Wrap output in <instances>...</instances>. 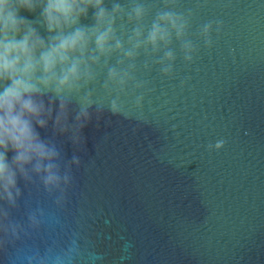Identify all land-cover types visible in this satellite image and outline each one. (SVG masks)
Instances as JSON below:
<instances>
[{"label": "water", "instance_id": "95a60500", "mask_svg": "<svg viewBox=\"0 0 264 264\" xmlns=\"http://www.w3.org/2000/svg\"><path fill=\"white\" fill-rule=\"evenodd\" d=\"M178 6L194 14L193 62L178 54L164 77L141 58L144 88L94 106L82 143H63L81 161L63 199L25 189L48 218L28 227L22 201L0 264H264V0ZM208 21L212 47L196 32Z\"/></svg>", "mask_w": 264, "mask_h": 264}, {"label": "clouds", "instance_id": "9594fccd", "mask_svg": "<svg viewBox=\"0 0 264 264\" xmlns=\"http://www.w3.org/2000/svg\"><path fill=\"white\" fill-rule=\"evenodd\" d=\"M180 3L0 0V231L14 236L25 226L11 216L22 201L28 227L46 221L25 189L38 185L61 202L81 163L75 154L66 158L63 143H82L102 99L144 88L137 79L141 58L145 72L155 67L164 77L174 73L178 54L193 62L194 14ZM214 23L219 31V22L197 27L206 47Z\"/></svg>", "mask_w": 264, "mask_h": 264}]
</instances>
